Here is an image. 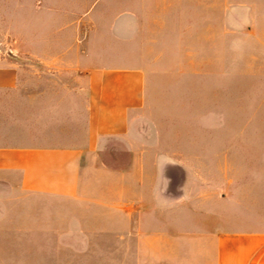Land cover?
Returning a JSON list of instances; mask_svg holds the SVG:
<instances>
[{
	"label": "crops",
	"instance_id": "crops-1",
	"mask_svg": "<svg viewBox=\"0 0 264 264\" xmlns=\"http://www.w3.org/2000/svg\"><path fill=\"white\" fill-rule=\"evenodd\" d=\"M183 1L199 12L197 224L176 227L157 183L117 207L93 190L91 168L106 165L91 154L129 138L146 99L145 68L123 43L116 54L88 43L79 79L24 92L23 126L0 143V175L17 173L45 209L39 247H62L53 214L66 209L73 246L96 249L73 264H264V0ZM18 83L17 62L0 64V87Z\"/></svg>",
	"mask_w": 264,
	"mask_h": 264
},
{
	"label": "rangeland",
	"instance_id": "rangeland-1",
	"mask_svg": "<svg viewBox=\"0 0 264 264\" xmlns=\"http://www.w3.org/2000/svg\"><path fill=\"white\" fill-rule=\"evenodd\" d=\"M184 3L0 0V64L16 61L19 79L16 87H0V143L14 140L11 134L23 126L24 92L71 85L79 79L76 66L88 58V43L94 50L102 49L106 39L112 54L123 43L145 68L146 99L142 110L132 116L131 136L91 154L90 162L106 165L91 168L97 175L93 190L105 192L106 203L117 207L157 183L174 201L176 227L197 224L199 12ZM185 81L191 87L185 89ZM151 162L160 164L157 180L151 176L156 170ZM18 178L17 173L0 175V264H39L40 260L54 264L56 258L59 264H73L80 251L96 250L73 246L74 233L69 229L75 223L66 209L53 214L64 228L62 247H39L45 233L38 228L46 212L35 194L19 188ZM159 203L166 205L161 199ZM106 238L117 237L106 234Z\"/></svg>",
	"mask_w": 264,
	"mask_h": 264
}]
</instances>
